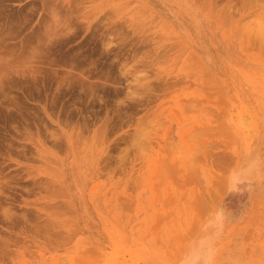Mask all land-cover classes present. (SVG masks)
I'll list each match as a JSON object with an SVG mask.
<instances>
[{
    "label": "rangeland",
    "instance_id": "374dc122",
    "mask_svg": "<svg viewBox=\"0 0 264 264\" xmlns=\"http://www.w3.org/2000/svg\"><path fill=\"white\" fill-rule=\"evenodd\" d=\"M0 4V264H264V0Z\"/></svg>",
    "mask_w": 264,
    "mask_h": 264
},
{
    "label": "bare ground",
    "instance_id": "6f19581e",
    "mask_svg": "<svg viewBox=\"0 0 264 264\" xmlns=\"http://www.w3.org/2000/svg\"><path fill=\"white\" fill-rule=\"evenodd\" d=\"M5 2H6V1H5ZM1 4H2V3H1ZM1 4H0V5H1ZM1 6H2V5H1ZM5 7H6V5H5ZM26 8H27V7H26ZM20 9H21V8H20ZM24 9H25V7H24ZM6 10H7V9H6ZM11 10H13V9H11ZM32 10H33V9H32ZM0 11H1V10H0ZM4 11H5V10H4ZM4 11H3V13H4ZM25 11H26V10H25ZM25 11H23V12H25ZM27 11H28V10H27ZM27 11H26V12H27ZM1 13H2V12H1ZM7 13H8V11H7ZM15 13H16V12H15ZM27 13H28V12H27ZM10 14H11V13H10ZM33 14H34V13H33ZM30 15H31V14H30ZM9 16H10V15H9ZM11 16H12V15H11ZM21 18H22V17H21ZM13 19H14V17H13ZM16 19H17V18H16ZM29 19H30V18H29ZM29 19H28V20H29ZM0 20H1V19H0ZM0 23H2V22H0ZM2 24H3V23H2ZM7 24H8V23H7ZM1 26H2V25H1ZM19 27L21 28L20 25H19ZM20 28H18V30H19ZM20 30H21V29H20ZM9 31H10V30H9ZM9 31L6 30V32H9ZM21 31H22V30H21ZM35 31H36V30H35ZM2 32H3V31H2ZM4 32H5V31H4ZM4 32H3V33H4ZM6 32H5V34H6ZM11 33H12V32H11ZM17 33H18V32H17ZM21 33H22V32H21ZM28 33H30V32H28ZM31 33H32V32H31ZM31 33H30V34H31ZM9 34H10V33H9ZM12 34H13V33H12ZM3 35H4V34H3ZM6 35H8V34H6ZM33 35H34V34H33ZM33 35H31V36L33 37ZM4 36H5V35H4ZM11 36H12V35H11ZM13 36H14V35H13ZM19 36H20V34H19ZM31 36H30V38H32ZM35 36H36V33H35ZM0 37H1V35H0ZM2 37H3V36H2ZM3 38H4V37H3ZM14 38H15V37H14ZM17 38H18V36H17ZM17 38H16V39H17ZM28 38H29V37H28ZM34 38H35V37H34ZM12 39H13V38H12ZM5 40H6V39H5ZM5 40H4V41H5ZM29 40H30V39H29ZM29 40H28V42H29ZM32 40H33V39H32ZM32 40H31V41H32ZM6 44H8V43H6ZM6 44H5V45H6ZM26 44H28V43H26ZM6 46H7V45H6ZM23 46H24V45H23ZM25 46H26V45H25ZM8 48H9V47H8ZM14 54H15V53H14ZM15 55H16V54H15ZM30 75H31V74H30ZM30 75H29V77H30ZM23 77H24V76H23ZM33 77H34V76H33ZM25 78H28V77H25ZM34 79H35V77H34ZM30 80H31V77H30ZM36 82H37V81H36ZM6 88H7V87H6ZM12 90H13V89H12ZM8 91H9V90H8ZM6 92H7V90H6ZM6 92H5V93H6ZM0 93H2V94H3L2 96H4V93H3V92H0ZM9 93H11V92L9 91ZM11 94H13V93H11ZM13 95H14V94H13ZM14 96H15V95H14ZM16 96H17V95H16Z\"/></svg>",
    "mask_w": 264,
    "mask_h": 264
}]
</instances>
